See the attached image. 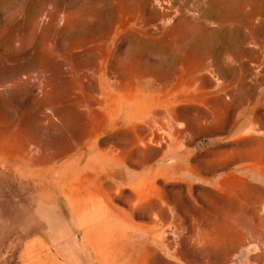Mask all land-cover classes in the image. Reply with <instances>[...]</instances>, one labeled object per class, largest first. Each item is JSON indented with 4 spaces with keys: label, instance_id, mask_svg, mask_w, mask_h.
Segmentation results:
<instances>
[{
    "label": "rangeland",
    "instance_id": "1",
    "mask_svg": "<svg viewBox=\"0 0 264 264\" xmlns=\"http://www.w3.org/2000/svg\"><path fill=\"white\" fill-rule=\"evenodd\" d=\"M0 264H264V0H0Z\"/></svg>",
    "mask_w": 264,
    "mask_h": 264
}]
</instances>
